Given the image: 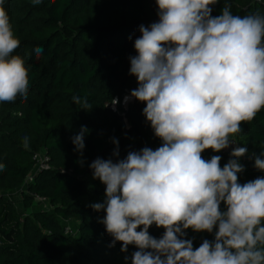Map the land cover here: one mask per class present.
Instances as JSON below:
<instances>
[{"label": "clouds", "instance_id": "9594fccd", "mask_svg": "<svg viewBox=\"0 0 264 264\" xmlns=\"http://www.w3.org/2000/svg\"><path fill=\"white\" fill-rule=\"evenodd\" d=\"M155 2L158 21L139 27L137 55L129 58L138 87L125 102L146 104L143 115L162 145L116 162L94 160L93 179L106 188L104 201L91 207L106 212L100 222L113 246L138 249L131 264H264V177L238 182L246 147L233 148L223 167L218 155L202 157L234 144L229 137L264 108V16L233 15L227 5L212 16L217 0ZM18 46L0 7V103L27 96V69L12 55ZM34 51L39 56L43 49ZM86 131L73 140L81 155ZM23 144L28 147L27 137ZM255 167L264 171V159L255 158ZM153 224L164 229L159 239L149 234ZM217 226L214 241L198 248L184 238L188 229L212 233Z\"/></svg>", "mask_w": 264, "mask_h": 264}, {"label": "trees", "instance_id": "16d2710c", "mask_svg": "<svg viewBox=\"0 0 264 264\" xmlns=\"http://www.w3.org/2000/svg\"><path fill=\"white\" fill-rule=\"evenodd\" d=\"M226 5L233 15L264 16V0H217L211 15H220ZM0 7L19 40L12 55L23 59L28 73L26 98L0 103V264H131L138 249L113 246L100 222L106 212L91 207L104 201L106 186L93 179L89 166L97 158L116 162L130 151L162 145L143 115L146 104L134 99L121 104L122 94L138 87L129 58L137 55L139 27L158 21L155 0H41L36 6L32 0H0ZM36 48L43 49L39 56ZM82 128L87 131L81 155L73 140ZM240 128L229 139L248 150L247 160L239 158L244 171L238 182L244 184L264 177L255 167V158L264 159V108ZM114 141L119 157L113 156ZM230 153L209 149L202 157L218 155L223 167ZM23 183V207L31 209L24 215L3 194ZM36 197L49 207L33 208ZM220 210H226L223 203ZM217 230L188 229L184 238L195 249L214 241ZM163 232L154 224L149 228L157 239Z\"/></svg>", "mask_w": 264, "mask_h": 264}, {"label": "rangeland", "instance_id": "374dc122", "mask_svg": "<svg viewBox=\"0 0 264 264\" xmlns=\"http://www.w3.org/2000/svg\"><path fill=\"white\" fill-rule=\"evenodd\" d=\"M125 97H130V92L129 91H125L122 96H121V104L122 105H127L131 100V98L128 99L127 102H125ZM42 155V154H41ZM21 189H25V183H23V185L20 187V189H17L15 191H8V192H3V194H6L11 201L15 204V206L17 207L18 211L21 214H26L28 212H30L31 209L29 210H25L23 207V203H22V199H21ZM34 207L33 208H48L49 207V203L47 200L44 199H39V198H35V202H34ZM72 231V229H70Z\"/></svg>", "mask_w": 264, "mask_h": 264}, {"label": "built area", "instance_id": "2783aa9c", "mask_svg": "<svg viewBox=\"0 0 264 264\" xmlns=\"http://www.w3.org/2000/svg\"><path fill=\"white\" fill-rule=\"evenodd\" d=\"M112 108H113V106H112ZM230 141L234 142V144L230 145L228 148H226V149H224V150H230V151H232L233 148H235V147H239L238 144H237V142H236V140H235L234 138L230 139ZM241 158H242L243 160H247V159H248V155L245 154V155H244L243 157H241ZM36 198H38V197H36ZM39 199H43V198H39ZM44 200H45V199H44Z\"/></svg>", "mask_w": 264, "mask_h": 264}]
</instances>
